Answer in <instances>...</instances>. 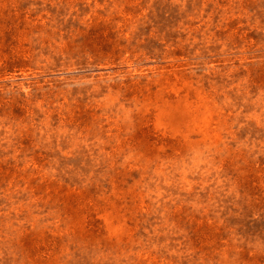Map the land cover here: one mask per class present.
Returning a JSON list of instances; mask_svg holds the SVG:
<instances>
[{"label": "rangeland", "instance_id": "obj_1", "mask_svg": "<svg viewBox=\"0 0 264 264\" xmlns=\"http://www.w3.org/2000/svg\"><path fill=\"white\" fill-rule=\"evenodd\" d=\"M0 264H264V0H0Z\"/></svg>", "mask_w": 264, "mask_h": 264}]
</instances>
